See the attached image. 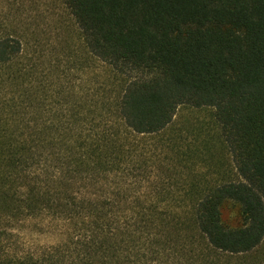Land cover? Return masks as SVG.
<instances>
[{"label": "trees", "instance_id": "16d2710c", "mask_svg": "<svg viewBox=\"0 0 264 264\" xmlns=\"http://www.w3.org/2000/svg\"><path fill=\"white\" fill-rule=\"evenodd\" d=\"M26 1L0 0V264L246 262L264 239V0H62L115 91L31 49ZM180 106L212 108L224 153L162 140Z\"/></svg>", "mask_w": 264, "mask_h": 264}, {"label": "rangeland", "instance_id": "374dc122", "mask_svg": "<svg viewBox=\"0 0 264 264\" xmlns=\"http://www.w3.org/2000/svg\"><path fill=\"white\" fill-rule=\"evenodd\" d=\"M25 6L28 9L31 8L29 13L34 16L35 28L27 35L31 49L44 50L53 68L56 66L61 70L64 66L70 73L71 82H79V78L84 79V85L86 83L93 84L97 82L99 84L100 82H106L108 90H117V77L115 78V75L109 73L107 65L90 57L85 51L81 44L79 32L62 0H27ZM34 44H36V48L33 47ZM111 95L113 97L115 94L112 92ZM168 128L162 140L177 135L183 138L184 142H192L197 144L199 148L205 149L203 141L200 140L207 138L206 140L211 142L208 145L210 154L225 152L217 138L219 136V126L214 119L212 108L180 106ZM196 164L205 165V163L200 162H196ZM226 210V221L233 225L237 224L239 219L236 211L230 206ZM33 228L36 230L34 231ZM42 229H45V231ZM42 229L31 223H25L23 224L22 234L32 244L54 243L58 237L53 233L46 232L45 227ZM263 254L264 239L246 262L241 260L239 263L257 264Z\"/></svg>", "mask_w": 264, "mask_h": 264}]
</instances>
